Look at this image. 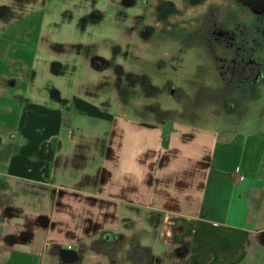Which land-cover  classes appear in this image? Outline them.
<instances>
[{"label":"crops","instance_id":"obj_1","mask_svg":"<svg viewBox=\"0 0 264 264\" xmlns=\"http://www.w3.org/2000/svg\"><path fill=\"white\" fill-rule=\"evenodd\" d=\"M16 34L12 32L10 43L5 41L9 36L0 34V264H122L121 254L126 264L257 261L251 251L264 250V227L252 215L251 196L264 187V128L245 134L218 130L211 125L224 119L211 116L160 122L151 115L130 124L135 137L114 143V151L108 152L119 175L103 169L97 184L100 196L115 204L114 223L97 225L95 235L79 240L77 250L48 240L49 234L40 241L36 235L49 232L53 218L35 215L26 221L11 209L19 207L24 187L64 189L53 165L54 151L63 142L62 109L24 99L31 59L30 52L16 48ZM74 105L82 112L81 101ZM40 131L49 133L42 140L55 145L45 149L37 143ZM15 135L26 145L10 142ZM58 199L54 192L53 201ZM5 211L13 214L4 217ZM141 212L145 223L137 217ZM38 217L45 222L36 223ZM19 219L22 227L29 224L27 233L22 227L4 228L16 226ZM152 229L157 248L138 246L137 234L145 238Z\"/></svg>","mask_w":264,"mask_h":264},{"label":"rangeland","instance_id":"obj_2","mask_svg":"<svg viewBox=\"0 0 264 264\" xmlns=\"http://www.w3.org/2000/svg\"><path fill=\"white\" fill-rule=\"evenodd\" d=\"M206 4L201 2L193 7L188 0H182L177 7L187 21L203 11ZM145 8V0H0V22L4 24L0 34L9 36L17 32L16 48L30 52L29 82L24 99L62 109L59 137L63 142L54 151L53 165L54 174L62 177L57 183L63 184L64 189L35 187L34 191L32 187H24L18 197L19 207L11 209L17 213L4 212V217L20 215L29 218L24 219L26 221L33 220L35 215L53 218L51 230L36 235L40 241L49 234L48 240L77 250L79 240L92 238L97 225L114 223L115 204L100 196L97 184L103 169L108 175H119L114 174L118 169L108 152L114 151V143H127L135 137L130 124L143 123V118L151 115L160 122L170 117L195 122L204 116L220 118L214 114L213 106L204 99L195 102L192 96L195 86L213 84L214 78L202 73L204 69L197 53L174 49L171 41L168 48L162 47L161 37L139 35L141 28L153 23L149 16L151 9ZM11 34L5 39L6 43L14 40ZM93 57L106 64L94 69L90 64ZM134 73L147 75L152 90L140 92L137 89L136 92ZM259 94L243 106L246 116L242 119L232 116L223 122H213L211 127L241 134L264 128V85ZM76 101L82 102L80 113L75 108ZM150 104L154 110L166 111V114L148 112L145 108ZM121 121L126 124L119 127ZM48 135L40 131L35 141L42 142L45 149L49 144L54 146L55 141L42 140ZM9 141L18 147L26 145L17 135ZM124 151L128 155L127 149ZM44 160L46 162L47 157ZM54 192L60 198L55 202ZM251 202L254 219L259 227H264V187L251 196ZM144 214L137 215L143 223ZM123 215L128 216V212H122ZM21 220L14 227L8 224L4 228L22 227ZM134 223L139 226V221ZM154 231L150 230L145 238L137 234V245L153 246L155 250ZM122 255L121 263L126 264ZM251 256L257 261L247 260L245 264H264L263 249L253 248Z\"/></svg>","mask_w":264,"mask_h":264},{"label":"flooded vegetation","instance_id":"obj_3","mask_svg":"<svg viewBox=\"0 0 264 264\" xmlns=\"http://www.w3.org/2000/svg\"><path fill=\"white\" fill-rule=\"evenodd\" d=\"M181 1L145 0V10L151 9L149 16L153 23L141 28L139 35L161 37L162 47L168 48L171 41L174 49L195 51L203 65L202 73L214 77L213 84L195 86L192 94L195 102L204 99L214 107V114L230 119L232 116H225L228 108H224V101L260 95L264 85V0H188L193 7L201 2L207 4L203 11L190 16L187 21L177 7ZM90 64L99 69L106 63L93 57ZM195 78H199L198 74ZM133 83L136 92L137 89L140 92L152 90L147 75L135 74ZM170 92L174 94V91ZM145 109L158 115L166 114V111L154 110L151 104ZM23 230L26 227H22Z\"/></svg>","mask_w":264,"mask_h":264},{"label":"trees","instance_id":"obj_4","mask_svg":"<svg viewBox=\"0 0 264 264\" xmlns=\"http://www.w3.org/2000/svg\"><path fill=\"white\" fill-rule=\"evenodd\" d=\"M257 96H252L248 99L244 100H226L224 101V108H228V110L225 111V116H234L238 119H242L244 116H246V112L244 109V105L247 104L250 101L255 100ZM44 220V221H43ZM46 219H42L41 217H38L36 219V223L43 224Z\"/></svg>","mask_w":264,"mask_h":264},{"label":"built area","instance_id":"obj_5","mask_svg":"<svg viewBox=\"0 0 264 264\" xmlns=\"http://www.w3.org/2000/svg\"><path fill=\"white\" fill-rule=\"evenodd\" d=\"M17 229H20V228H16L15 230H17Z\"/></svg>","mask_w":264,"mask_h":264}]
</instances>
